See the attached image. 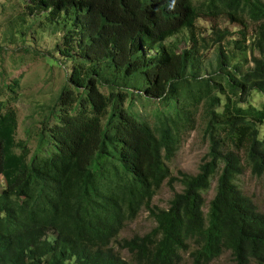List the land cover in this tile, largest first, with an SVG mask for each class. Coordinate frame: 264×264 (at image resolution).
<instances>
[{"label": "trees", "instance_id": "16d2710c", "mask_svg": "<svg viewBox=\"0 0 264 264\" xmlns=\"http://www.w3.org/2000/svg\"><path fill=\"white\" fill-rule=\"evenodd\" d=\"M24 1L21 34L61 32L50 53L72 71L27 128L34 150L16 138L18 97L0 101V264H183L184 254L210 264L225 252L264 264V212L236 183L247 167L264 175V104L251 102L264 95V0ZM206 17L238 24L243 38L199 34ZM5 77L16 94L20 79ZM199 117L208 152L197 174L174 176L168 162ZM165 183L183 189L162 209ZM143 210L154 229L120 241Z\"/></svg>", "mask_w": 264, "mask_h": 264}, {"label": "rangeland", "instance_id": "374dc122", "mask_svg": "<svg viewBox=\"0 0 264 264\" xmlns=\"http://www.w3.org/2000/svg\"><path fill=\"white\" fill-rule=\"evenodd\" d=\"M28 1V0H26ZM24 0H0V82L5 73V82L10 84L13 79H20V86L13 94L0 84V101L8 97H18L13 101V106L18 112L19 126L16 132L17 139H24L28 142L32 150L35 148V138L29 135L27 128H33L39 124L40 120L49 112L50 105L57 99L59 91L68 80L72 63L66 61L54 48L61 41L62 33L53 28L44 27L39 33L34 34L33 29H27L26 35L21 34V27L18 29L21 21ZM229 29L234 32L233 40L242 39L239 32L242 27L238 24L230 23L225 18L200 19L197 23L199 34L207 35L212 28ZM255 24L248 22V28L245 29L247 43L250 42L255 34ZM185 45H183L184 47ZM226 46V45H225ZM3 47L7 51L3 52ZM234 46L232 45L231 48ZM214 50L208 53L209 57L214 58ZM251 102L257 106L264 104V95L254 92ZM154 106L143 107L140 104V110L151 116ZM204 123L199 117L197 127L194 131L184 136L180 149L174 159L168 162V166L174 176L179 172L197 174L202 159L208 152V140L203 134ZM238 187L247 194L256 204L258 209L264 212V175L257 176L252 174L250 168L237 178ZM5 180L0 175V189L3 188ZM216 179L212 182L211 190L205 194L206 205L204 212L207 214L208 206L215 195ZM183 187L176 185L173 191L166 183L154 197V206L167 209L169 202L175 192H181ZM156 223L148 210H143L140 216L126 225L122 231L119 240L131 239L136 235L144 236L150 233ZM116 249L122 255L131 260L132 256L128 250H122L119 244ZM183 264H192L189 256L184 254ZM210 264H232L229 252L223 253L218 259Z\"/></svg>", "mask_w": 264, "mask_h": 264}, {"label": "clouds", "instance_id": "9594fccd", "mask_svg": "<svg viewBox=\"0 0 264 264\" xmlns=\"http://www.w3.org/2000/svg\"><path fill=\"white\" fill-rule=\"evenodd\" d=\"M258 139H260V137H258Z\"/></svg>", "mask_w": 264, "mask_h": 264}]
</instances>
